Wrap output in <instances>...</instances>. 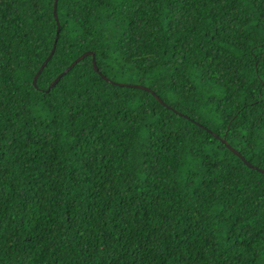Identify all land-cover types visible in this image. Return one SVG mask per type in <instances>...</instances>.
Wrapping results in <instances>:
<instances>
[{"label": "trees", "instance_id": "obj_1", "mask_svg": "<svg viewBox=\"0 0 264 264\" xmlns=\"http://www.w3.org/2000/svg\"><path fill=\"white\" fill-rule=\"evenodd\" d=\"M0 0V264H264V0ZM86 55L49 84L75 58ZM141 84L151 92L120 84Z\"/></svg>", "mask_w": 264, "mask_h": 264}, {"label": "water", "instance_id": "obj_2", "mask_svg": "<svg viewBox=\"0 0 264 264\" xmlns=\"http://www.w3.org/2000/svg\"><path fill=\"white\" fill-rule=\"evenodd\" d=\"M55 6H56V0H53V15H54V18H55V20H56V25H57V27H56V36H55V39H54V42H53V46H52V48H51V52L49 53V55L46 57V59L42 62V64L40 65V67L38 68V70L36 71V73H35V75H34V77H33V80H32V82H33V85L35 86V81H36V78H37V76H38V74H39V72L41 71V69L43 68V66L45 65V63H46V61L48 60V58L50 57V55H51V53L53 52V50H54V45H55V42H56V38H57V33H58V28H59V24H58V21H57V16H56V12H55ZM86 55H91V58H92V66H93V68H94V70L95 71H98V69H97V67H96V64H95V60H94V57H93V52L92 51H86V52H84V53H82L80 56H78L77 58H75L74 60H73V62H71L50 84H49V86H48V88L47 89H49L51 86H53L57 81H58V79H59V77L63 74V73H65L70 67H72L75 63H77L80 59H82L84 56H86ZM99 72V71H98ZM99 74L104 78V79H106L107 81H110L108 78H106L104 75H102L100 72H99ZM111 82V81H110ZM120 85H125V86H128V87H134V88H139V89H142V90H145V91H149V92H151L152 94H153V96L160 102V103H162V104H164L163 103V101H162V99L160 98V97H158V95H156L149 87H147V86H144V85H141V84H120ZM222 142L232 151V152H234V154H236L238 157H240L242 160H243V162L248 166V167H250V168H252V169H255V170H257V171H259V172H261V173H264V169L263 168H260V167H258V166H255V165H252V164H250L249 162H247L246 160H245V158L237 151V150H235L234 148H232L230 145H228V143L224 140V139H222Z\"/></svg>", "mask_w": 264, "mask_h": 264}]
</instances>
